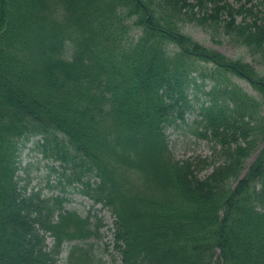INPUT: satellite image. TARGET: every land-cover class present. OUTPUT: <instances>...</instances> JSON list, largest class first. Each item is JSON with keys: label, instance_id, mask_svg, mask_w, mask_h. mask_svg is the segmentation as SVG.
<instances>
[{"label": "trees", "instance_id": "obj_1", "mask_svg": "<svg viewBox=\"0 0 264 264\" xmlns=\"http://www.w3.org/2000/svg\"><path fill=\"white\" fill-rule=\"evenodd\" d=\"M249 2L0 0V264H59L65 243L99 235L101 218L66 208L70 191L111 211L118 264H264V73L184 31L193 22L264 66V14ZM199 82L197 132L222 157L206 176L167 135ZM36 136L62 194L20 185ZM63 264L99 263L75 243Z\"/></svg>", "mask_w": 264, "mask_h": 264}, {"label": "rangeland", "instance_id": "obj_2", "mask_svg": "<svg viewBox=\"0 0 264 264\" xmlns=\"http://www.w3.org/2000/svg\"><path fill=\"white\" fill-rule=\"evenodd\" d=\"M255 4V10L259 14H264V0H253L249 2V5ZM211 8V5H208ZM198 16H202L199 13V6H196ZM225 16L222 15V19ZM184 31L193 36L201 43L216 48L230 57H243L246 60L253 63V65L264 73V66L252 57V55L243 47L225 40L222 37L212 36L203 27L193 23L187 22L184 25ZM234 81L244 89L253 92L251 85L238 77L234 76ZM198 88L191 90V100L194 104V110L188 111L186 119L178 121V125L170 126L167 128V135L169 138V146L171 152L175 158L179 160L193 159L204 160L205 163H200V175L206 176L213 168L220 163L222 157L219 153V146L215 148L214 140H210L201 136L197 131H204L202 125L197 124L199 118V106L203 99H206L205 90L210 86L209 83L202 85ZM264 115V110H262ZM40 136L31 138L24 142L21 151V167L18 170V177L20 179V185L27 188V192L42 190L43 196H52L62 194L57 182L59 180V173L51 170L50 167L54 166L58 170H61L59 162L53 160L52 157H44L43 153L37 149V140ZM261 148L258 146L257 150L248 159V165L253 161L257 152ZM69 200L66 208L74 210L81 216L86 217L91 215V219L95 221L98 217L102 219L103 227H101L99 235L91 239H87L83 242H67L64 244L63 252L60 255L61 261L59 264H63V260L68 257V250L73 244L87 245L91 244V254L95 262L99 264H118L120 257L115 249L114 241V216L111 211L104 208L102 204H94L92 200L84 196L78 191H70L65 194ZM47 242L51 245L52 237L48 234ZM116 260V262H115Z\"/></svg>", "mask_w": 264, "mask_h": 264}]
</instances>
